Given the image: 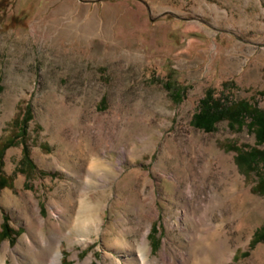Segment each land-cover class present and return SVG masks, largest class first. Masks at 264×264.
Returning <instances> with one entry per match:
<instances>
[{
  "label": "rangeland",
  "instance_id": "374dc122",
  "mask_svg": "<svg viewBox=\"0 0 264 264\" xmlns=\"http://www.w3.org/2000/svg\"><path fill=\"white\" fill-rule=\"evenodd\" d=\"M211 88L264 111V0H0L1 260L113 264L148 232L157 264H264V168L234 150L264 145L192 125ZM84 197L103 222L71 235Z\"/></svg>",
  "mask_w": 264,
  "mask_h": 264
},
{
  "label": "trees",
  "instance_id": "16d2710c",
  "mask_svg": "<svg viewBox=\"0 0 264 264\" xmlns=\"http://www.w3.org/2000/svg\"><path fill=\"white\" fill-rule=\"evenodd\" d=\"M230 83H225L229 86ZM169 89L171 86H168ZM32 119L31 110L28 107L21 121L20 137H25L27 127ZM221 122H228L230 127L237 129L246 128L255 136L257 146L264 145V111L253 106L246 100L235 101L227 97H222L216 89H208L204 97L200 100L199 109L192 118V125L205 132H214L217 125ZM237 153V161L249 167L251 171L264 168V151L257 148H251L247 152L234 149ZM25 157L28 156L26 147L24 148ZM260 184L264 188V179L261 175ZM8 179L0 173V188L6 187ZM261 189V190H262ZM1 238L5 239L13 233L8 226L7 220L2 226ZM264 241V226L257 231L251 242L254 247L257 243Z\"/></svg>",
  "mask_w": 264,
  "mask_h": 264
},
{
  "label": "bare ground",
  "instance_id": "6f19581e",
  "mask_svg": "<svg viewBox=\"0 0 264 264\" xmlns=\"http://www.w3.org/2000/svg\"><path fill=\"white\" fill-rule=\"evenodd\" d=\"M91 168H92L90 170L91 174L102 171L101 164H98L97 162L96 164H93ZM75 205H76V207L74 208L75 211L73 210L72 214L69 216V220L70 222H72L71 223L72 226L69 229L70 231L72 229L73 233L72 232H68V233L76 236L77 235L79 236V234L81 233H83L85 236L87 234L92 235L97 233L101 227V223L103 222L102 212L99 209H97L96 205H93L88 201V197H84L78 200L76 204L74 203V206ZM200 219L201 217L197 216L195 222L198 223ZM70 222L68 221V223ZM66 225L65 224L63 225L64 228L66 227ZM146 235H144L140 241L135 240L133 242H126L121 238L113 239L112 243L113 245H115V247L118 248L117 252L119 254H123L124 256L123 258L124 261H121V259L120 260L116 259V261L114 260L113 264H157L156 259H151L149 256L150 249L148 247ZM25 242L28 243L27 240ZM26 243H25V247H27ZM50 243H51L50 240L46 241L45 246L50 245ZM32 245H34L33 241H32ZM61 256L62 253L60 248L58 247L54 253V256L52 257V264H62ZM0 264H7V263L5 260L2 261L0 258ZM86 264H91V263L89 261Z\"/></svg>",
  "mask_w": 264,
  "mask_h": 264
}]
</instances>
